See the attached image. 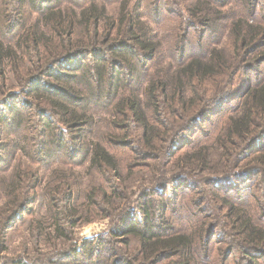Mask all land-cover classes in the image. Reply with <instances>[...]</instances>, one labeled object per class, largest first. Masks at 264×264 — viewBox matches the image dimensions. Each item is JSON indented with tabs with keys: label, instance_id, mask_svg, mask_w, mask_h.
I'll list each match as a JSON object with an SVG mask.
<instances>
[{
	"label": "trees",
	"instance_id": "trees-1",
	"mask_svg": "<svg viewBox=\"0 0 264 264\" xmlns=\"http://www.w3.org/2000/svg\"><path fill=\"white\" fill-rule=\"evenodd\" d=\"M6 1L11 4L9 15L20 19L14 28L13 20L10 22L11 30L0 32V140H4L1 144L5 148L23 154L28 140L33 139L35 153L31 158L39 163L46 159L50 148L60 151L65 139H71L77 144L76 150L81 151L77 165L86 163L88 170L103 169L121 178L118 159L107 144L124 145L122 140L112 138L129 130L123 120L141 131L140 149L157 151V141L168 135L166 124H170L172 141L167 155L179 144H189L188 149L170 160V166L178 167L180 172L170 181V198L176 199L183 191L184 209L196 208L200 214L187 231L161 232L164 212L175 209L169 198L162 196L167 183L159 186L156 180L151 192L143 191L134 198V208L128 207L131 198L121 195L115 186L111 196L103 194L105 205L110 197L128 201L110 212L96 205L100 202L95 195L97 189H91L80 205H96L99 215L110 218L112 224L104 235L91 238L96 240L95 247L87 238L82 245L64 253L58 264H214L208 246L215 225L210 222L208 210L218 207L225 209L228 227L238 237L235 246L231 243L232 247L227 246L221 253L223 264L234 252L240 256L235 264H264V72L255 79V67L264 64V6L259 12L257 0H239L244 9L227 26L226 44L215 45L204 56L184 61V47L178 42L170 52L172 55L178 50L181 57L174 68L158 76L149 74L141 90L137 85L126 92L130 81L142 80L147 62L161 54L151 31L139 19L138 2L126 10L127 1L122 0L117 16L112 17L95 0L63 7V2ZM229 1L195 0L186 11L190 19L211 30ZM0 9L3 21L6 8ZM28 18L33 20L28 22ZM15 27H19L17 32ZM191 27L188 25L187 30ZM7 86L12 87L9 102L4 99ZM101 99L110 104L106 110L109 117L104 118L107 138L105 132L101 135L96 130V104ZM232 101L238 103L223 117L218 132L211 139L208 133L202 142H191L190 133L210 121L211 116L220 115L223 106ZM157 103L167 110L170 106V119L165 124L155 116L159 113ZM177 111L181 118L175 115ZM115 118L122 123L112 120ZM214 154L219 156L216 162L212 161ZM241 167L248 172L238 171ZM196 172L211 178H192L191 173ZM14 173L20 184L19 168ZM217 173L221 178L211 175ZM34 181L37 185V176ZM68 183L58 186L65 196L72 193ZM256 188L260 190L258 196L251 192ZM11 189L9 199L14 205L5 216L9 221L25 210L27 202L24 196L13 194L12 185ZM233 190L240 192L238 197L232 194ZM177 205L175 211H182L183 206ZM157 217L158 226L154 222ZM53 228L60 239L66 238L58 222ZM1 236L4 237L3 229ZM120 237L119 242L126 248L134 239L135 250H127L125 256L117 258L112 247L116 241L112 239Z\"/></svg>",
	"mask_w": 264,
	"mask_h": 264
},
{
	"label": "rangeland",
	"instance_id": "rangeland-1",
	"mask_svg": "<svg viewBox=\"0 0 264 264\" xmlns=\"http://www.w3.org/2000/svg\"><path fill=\"white\" fill-rule=\"evenodd\" d=\"M42 1H45L43 4H58L63 2L61 4L63 7L71 5L82 6L90 0H36V3L40 4ZM95 1L97 3H102L105 6L106 13L112 17L117 16L119 8L122 5V0ZM126 1L127 6L124 7L126 10H131L137 2L141 5L138 11L139 19L142 20L144 25L151 31L152 41L157 42L159 52H161L154 61L147 62L145 69L142 70L143 78L141 81H130V84L125 87L126 92L130 90L131 87L136 88L137 85L141 90V88L146 85L145 82L149 74L158 76L161 73H165L167 69L171 70L174 68L181 57L178 55V50H175L176 54L170 55V52L178 42L184 47V61L188 60L189 57L204 56V52L215 45L216 47H222L228 42L227 26L231 20L242 13L244 9L239 0H230L229 4L222 9L223 14H221V17L219 16L218 18L217 16L218 19L216 20L218 23L216 22L214 26H211L210 30V28L206 26L203 27L197 23L194 18L190 19L186 8L191 6V3L195 0H125V2ZM9 2L10 1L0 0V6L3 10L6 8V17L3 21H1L0 16V32L11 30L12 27L15 26V23L18 22L17 19H20L19 17L16 18L13 16V18L9 15L8 9L11 6ZM257 3L256 9L261 12L264 6L263 1L257 0ZM31 17H36V14L33 13ZM33 18H28V22L33 20ZM12 20L13 23L11 27L9 24H11L10 22ZM190 24H192V27L187 30V26ZM18 28L15 27L16 32ZM185 31L187 33L186 36ZM182 34L184 35V39H181L183 38ZM162 53L165 56H163ZM166 55L170 57L166 59ZM254 65L255 64H253V67H255ZM255 70L257 71L255 79H257L264 72V64L255 67ZM252 73H255V71ZM263 76L264 73L262 74V77ZM11 90L12 87L7 86L4 88V95L8 94L4 99L8 102ZM92 103L94 104L95 102L92 101ZM237 103V101H232L225 104V106H223V112L220 115L211 116L210 121H206L198 126V128H195V130L190 133V135L193 134V136L191 135V142L197 139H200V142H202L204 136L206 134L208 135V133L209 139H211V137L218 132L223 117H226L229 111L235 108ZM96 105H98L95 114L98 121L96 130L100 132L101 135L105 132L107 138L109 133H107L104 118L109 117L106 110L109 109L110 104H108L106 100L101 99ZM157 107L159 113L155 114V116H158L163 124H165L168 118L170 119V106H168L169 109L167 110L163 104L161 106L157 103ZM179 112L180 111H177L175 115L181 118V112ZM33 120L35 124L37 118L34 116ZM112 120L121 121L119 118ZM123 121L129 125V130L120 134L114 131L117 135L112 136V138L116 141H118L117 139L122 140L124 145L118 146L114 143L107 144V148L113 152L118 159L121 178H117L114 173L103 169L99 171L88 170L86 168V163L81 166L77 165L80 160L81 151L76 150L78 148L77 144H74L71 139H65L66 143L60 151L50 148V153L46 159H43V161L39 163L31 158L35 153L34 144L32 143L33 139L28 140L23 154L11 148H5L1 144L4 140H0V264H19V262L23 264H58L64 253L71 252L74 247L82 245L87 238L90 240L91 246L95 247L96 240L91 238L96 235L99 237L104 235L112 224L110 218L99 215L101 211L96 205L103 210L108 209L107 211L110 212L119 206L125 205V202L128 201L122 199L120 201L117 198L111 199L110 197L108 206L105 205L103 202V194L106 193L111 196L115 186L121 195L125 194L124 197H126V195L129 196L132 201L138 194L141 195L143 191L145 193L151 192L150 187L154 186L156 180H158L157 183L159 186L162 182L167 183L166 189L164 190L165 192H162V196H164V198H169V202L173 204L175 209L177 204L178 207L183 206V208L182 211H180V209L175 211L174 209L173 212H170V209H168L164 212L161 222L162 225L160 226L162 228L161 232L170 233L172 229L187 231L188 229L186 228L188 225H191L192 222H196V218L199 217L200 214L197 212L196 208H190V210L184 209L183 191L178 193L175 197L176 199L170 198L172 188L170 181L173 180V178H177L178 175L176 174L180 173L177 171L179 170L178 167L170 166V160H174L179 154L188 149L189 144H179L171 155H167V150L172 141L169 138L170 124H166L169 128L165 127L168 135H166V139L157 141V151L152 153L151 151L140 149V144L143 142L141 131L135 128L132 123H128L125 120ZM179 122L180 121H178V123ZM119 123H122V121ZM210 130H212V132H210ZM158 131L157 128V132ZM29 135L31 137V134ZM65 138L67 137L65 136ZM104 138L105 137H103V140ZM218 159L219 156L214 154L212 161L216 162ZM15 168H19L20 184H18L15 179ZM36 169L38 170L36 171ZM221 170V167H218V171L221 172ZM245 170L248 172L247 168L243 169V167L238 171ZM191 174L195 175L191 176L195 179L205 176V174L199 175L200 173L198 172ZM218 174L219 173L211 175L215 178H221ZM36 176L37 185L34 181ZM208 178L211 177L208 176ZM23 181H25V184H23ZM33 181L34 187L30 190ZM65 181H69L68 184L72 191L69 196H65L63 192L58 191V186L61 188ZM11 185L13 186V194L17 197L24 196L27 202L24 204L25 210L17 213V215L9 221L7 218L5 219V216L9 214L11 206L14 205V202L11 205L9 199V194L12 192V189L10 190ZM235 186H239V184ZM91 189H97L95 195L96 199L100 200V202L96 205H90V207H82L80 204L85 200L84 197L87 195L86 192ZM251 192L254 194L258 193L256 196L260 194V190H257V188L255 191L252 190ZM187 193H190V191ZM232 194L238 197L240 192H235V190H233ZM131 201L128 207H136L137 203L135 202L137 200ZM19 205H21V203ZM72 206L75 209H77L78 206L79 208L75 211L69 208ZM224 210L225 209H221L220 207L215 209V211L208 210L212 217L210 222L213 221L215 225L213 228L212 241L208 246L214 264H223L221 253L223 250L227 249V246H235L238 240L237 235L232 233V230L228 227L229 223L226 222L224 218ZM74 212H76V214L72 215L71 213ZM158 219H160V217L154 220L157 226ZM57 222L64 229L63 233L66 238L60 239L57 235L58 233L54 230V223L56 224ZM170 224L172 225L171 228ZM1 229L4 231V237L1 236ZM101 239H104V236ZM219 239L227 243L220 242L218 241ZM112 240L116 241L112 247L117 258H120L123 254L125 256V252L128 253L127 250H135L134 239H131L132 243L129 248H126V246L119 242L121 237L118 240L117 238H113ZM109 242L110 239H108V243ZM231 243H233V245ZM239 257L237 252L232 253L227 259L226 264H235Z\"/></svg>",
	"mask_w": 264,
	"mask_h": 264
}]
</instances>
